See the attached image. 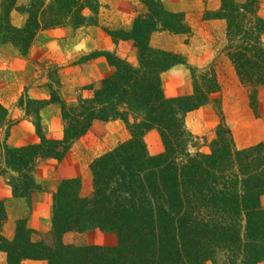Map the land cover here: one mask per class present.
I'll return each instance as SVG.
<instances>
[{
    "label": "trees",
    "instance_id": "1",
    "mask_svg": "<svg viewBox=\"0 0 264 264\" xmlns=\"http://www.w3.org/2000/svg\"><path fill=\"white\" fill-rule=\"evenodd\" d=\"M142 9L128 31L106 30L113 41L128 42L136 63L115 51H94L78 63L105 58L111 75L91 97L69 103L62 92L60 69L50 81L49 99L30 100L39 143L11 148L7 144L18 121L0 102V128H6L0 147V176L6 177L16 199L30 202L43 189L35 178L40 161L55 159L59 187L53 196L52 228L41 233L18 221L13 240L3 235L7 212L0 202V251L6 264L26 260L48 264H260L264 261V142L236 148L222 115L213 132L210 153L199 148L198 137L186 126L188 113L211 103L220 92L216 74L194 79V93L167 97L161 76L184 65L194 78V66L177 52L154 48L158 32L192 35L184 12L169 10L162 0H134ZM262 0H220L216 13L205 16L227 22V55L241 83L251 90L250 105L257 114V88L264 86V17ZM101 0H2L0 43L11 44L27 57L40 33L60 28L98 27ZM17 12L21 27L12 22ZM212 16V17H211ZM28 88H26V93ZM58 105L64 121L59 139L47 136L40 112ZM30 113V114H32ZM28 114V113H27ZM29 116V114H28ZM122 121L131 139L96 158L90 165L93 191L83 196L80 178L67 177L63 162L88 133L102 139L107 124ZM156 130L164 152L149 154L145 136ZM8 174L11 176L7 177ZM100 230L113 233L116 247L76 246V234Z\"/></svg>",
    "mask_w": 264,
    "mask_h": 264
},
{
    "label": "rangeland",
    "instance_id": "2",
    "mask_svg": "<svg viewBox=\"0 0 264 264\" xmlns=\"http://www.w3.org/2000/svg\"><path fill=\"white\" fill-rule=\"evenodd\" d=\"M1 1L2 0H0V4ZM162 1L166 5V7L171 11L185 6H190L192 3H196V2L200 3L201 1L204 4V7L206 8L204 13V18L208 14L212 15L213 13L218 12L221 7L220 0H185V1L162 0ZM188 3L191 4L188 5ZM101 4H102V9L100 11V24L97 27V29L100 30L102 33L106 34L110 42L114 43V45L116 46L114 49L110 51H115L121 57L129 60L132 63H136L137 62L136 54L132 50L129 43L121 40L113 41V39L106 33V30H114V31L130 30L134 19L136 18L137 14L141 12L142 9L139 7V5H133L132 2L126 0H101ZM216 7L218 8L215 11L214 9H216ZM260 15L261 17H264V0L261 1ZM12 22L15 26L21 27L24 24L25 19L22 15L18 14L17 12H14L12 14ZM225 23H226V28L223 31L224 37L221 40V42L218 41L217 44L218 47L221 46L222 51L227 55V51H226L228 46L227 22L225 21ZM88 29L89 27L80 30H73L72 28L66 27L61 29H55L52 30L51 32L50 30L44 31L40 33L38 38L35 40L31 48V51L27 57H23L18 50L14 52V50L12 49L11 50L2 49L3 44L0 43V102L8 109L9 116L12 119L18 121L17 125H15L12 128L10 136L7 140V144L11 148L23 147L40 142L36 133V128L34 126L35 119L32 113V108L26 106V101L24 102L23 105H21L20 101L25 94H27L29 99L32 101L49 99V89L46 84H48L50 81L49 77H51L52 80H56L57 67H59L60 69V77L63 82L62 92L64 94L65 99L69 103L76 102V100L80 96L91 97L93 94V90H97L101 88L103 81H96V80L93 81L94 77L91 75L92 70L89 67L85 66L87 62L78 63L92 52L101 51L98 49L93 50L92 52L90 51L91 48L93 47L96 48L97 44H94L92 41H88V43L86 42V38L90 34ZM92 29L93 28H91V30ZM93 34L91 36H93ZM193 35L194 33L192 31V36ZM180 36H182L180 41L179 42L176 41V43H183L186 37H188L189 39L191 37L190 35L188 36L180 35ZM263 37L264 35L262 36V43L264 45ZM189 39H186L187 43L190 42ZM151 45L154 48L157 46H164L167 49V51L171 50L169 52H175L174 50L180 49L183 44H171L170 39L167 38L165 39L162 38L161 40L158 38H154L153 43H151ZM105 51H109V50H105ZM176 52L180 54L179 51ZM18 59L19 61H23L22 68L17 67ZM194 68H195L194 78L192 77L193 78L192 80L194 81L195 79L196 82H200V83L202 82L201 80L202 78H211L212 72L215 73V67L213 65L208 66L206 68H198V67H194ZM26 88H28L27 93H26ZM248 90L250 91L251 94V90L249 88ZM164 93L166 95L165 90ZM219 93L212 96L211 98L212 101L209 104L217 113V116L219 118L218 125L221 122V118L218 112V107H220L219 102L221 105V99L219 98ZM221 111H222L223 119L226 122L224 112L222 109ZM27 113L29 114V116ZM40 115H41V123L44 127L47 136L53 139L61 138L64 130V121L61 116L60 107L58 105H50L46 107L44 110H42L40 112ZM186 126L188 130L192 133L191 130H194L192 127V123L189 122V125L188 123H186ZM216 128L210 130L205 135H197L192 133L193 135L198 137L196 143L200 145L199 148L196 149L193 148L192 150L195 152L201 150V152L209 154L210 144L212 140L216 138L215 135L213 134ZM107 133L104 136L106 140H104L103 138L99 140V138L97 139V137L93 133L91 134L88 133L84 138H82L73 146L72 150L70 151V153L63 162L62 171L66 174L67 177L80 178L82 180L83 196H89L93 191V176L90 170L91 163L96 158L100 157L101 155H103L108 151L115 149L119 144L130 140L132 137L129 131L125 132L124 135L122 134V132H120L121 134L119 135L118 134L119 132L117 130H114L109 135H107ZM149 133H147L148 135L147 139H146L147 135L145 136V142L148 152L152 156L160 155L161 153L164 152V146L160 138V135L157 132L158 136H155V138H153L152 135H150ZM5 134H6V128L1 129L0 144L4 142ZM236 148L239 149L237 145ZM239 150H244V149H239ZM1 155H2V148L0 147V159H1ZM42 162L43 161H40L36 166L35 178L36 181L40 184V186L45 190L35 192L34 194L50 193L52 187L55 186L56 191L59 187V180L56 172V169L59 167V163L54 167V176L52 177V179L48 181H42L41 179L42 177L40 174H42V172L46 168V165ZM0 169H4L1 166V164H0ZM9 176L11 175L8 174L7 177ZM0 181L2 183H5L9 187L8 189L11 191V195L14 198L12 188L9 185L8 179H6V177L4 176H0ZM16 200H21V199H16ZM31 200L29 203L26 200H24L23 202L24 208H26L25 204H27V206H29V209L30 210L32 209ZM0 202H3L5 205V200H1ZM5 209H6V205H5ZM27 224H28V220H27ZM17 225L18 223L16 224V228ZM42 227L45 229L44 232L42 231L37 232L36 230L32 229L33 231L37 232V234L33 236L34 240L36 241L40 240V234L49 232L52 228L51 226V228L47 230L45 228L46 225H43ZM88 232L90 231H86L81 234H76L74 235L73 238L70 239V241H72V244L79 247L95 246V245L116 247L119 243V239L116 235L115 236L117 238V245L115 246H107L104 243L102 244L99 242L97 243L96 242V240H98L97 236H93L92 234H90L91 235V236L89 235L90 237L88 236L85 237L86 236L85 234ZM3 235H4V226H3ZM0 264H2V260H0ZM39 264H48V262L42 261ZM260 264H264V261L261 262Z\"/></svg>",
    "mask_w": 264,
    "mask_h": 264
},
{
    "label": "crops",
    "instance_id": "3",
    "mask_svg": "<svg viewBox=\"0 0 264 264\" xmlns=\"http://www.w3.org/2000/svg\"><path fill=\"white\" fill-rule=\"evenodd\" d=\"M126 1L132 2L133 5H139V3L134 0ZM190 4L191 3H188V5ZM217 8L218 7L214 10L216 11ZM205 9L204 4L200 1V3H192L190 6L173 10L174 12L186 13L188 22L194 33L193 36L191 35L190 39L186 37L183 43H176V41H180L182 36L173 35L168 32H158L152 36L151 43H153L154 38L160 40L162 38L170 39L171 44H183L180 49L174 51H179L180 54L185 57L188 64L198 68H206L212 65L215 67V74L220 85L219 98L221 99V106L226 122L234 136L237 147L239 149H246L264 141V86H259L257 88L258 114H256L250 105V91L242 85L232 62L226 53L222 51L221 46L218 47L217 44V42H221L224 37L223 31L226 28V23L224 20L220 19L206 20L204 18ZM91 28L93 29L91 30ZM51 31L52 30H50V32ZM88 31L90 34L87 36L86 42L92 41L94 44H97L96 48L93 47L90 49L91 52L96 49L110 51L116 47L114 43L110 42L106 34L98 30L97 27H89ZM92 34L93 36H91ZM186 39H189L190 42L187 43ZM155 48L167 51L164 46H157ZM2 49H12L14 52L17 50L10 44H3ZM17 62V67L22 68L23 61H19L18 59ZM85 66L92 70L91 75L94 77L93 81H103L111 75L110 67L103 57L87 62ZM192 79V75L184 65H177L161 76L162 85L168 97L192 95L194 93V81ZM189 122L192 123L194 129L191 130L192 133L205 135L207 132L217 127L219 118L212 106L208 104L198 110L188 113L186 116V123L189 125ZM106 128L108 132L107 135L114 130H117L119 135L121 134L120 132H122L123 135L125 132H128L125 124L120 120L109 122ZM149 134L152 135L153 138L158 136L155 130ZM147 137L148 135L146 139ZM103 139L106 140L105 137ZM42 163L46 165V168L42 174H40L42 177L41 179L42 181H48L54 176V167L58 164V161L50 159ZM8 188L9 187L5 183L0 181V201L5 200L7 212V219L4 225V237L6 239H14L16 224L20 220H28V227L37 232L45 231L42 227L43 225H46L45 228L47 230L51 228L53 218V194L56 191L55 186L52 187L50 193L34 194L31 200V210L27 204H25L26 208H24V200L14 199ZM90 234L98 237V240H96L97 243H104L107 246L117 245L115 234L93 230L86 233L85 237H90ZM0 260H2V264H6L7 255L5 252L0 251ZM41 262L42 261L26 260L22 264H39Z\"/></svg>",
    "mask_w": 264,
    "mask_h": 264
}]
</instances>
